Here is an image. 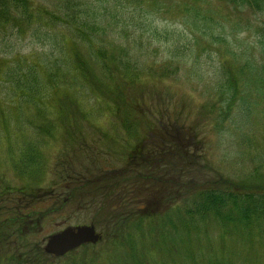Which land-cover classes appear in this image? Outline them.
Segmentation results:
<instances>
[{
    "label": "rangeland",
    "instance_id": "rangeland-1",
    "mask_svg": "<svg viewBox=\"0 0 264 264\" xmlns=\"http://www.w3.org/2000/svg\"><path fill=\"white\" fill-rule=\"evenodd\" d=\"M20 1L27 12L0 0V264H17L20 248L31 249V264H264L260 217L244 225L195 212L183 224V208L205 193L196 184L220 178L226 198L231 189L264 193V59H252L239 82L234 55L257 56L258 43L231 30L228 5L122 0L125 33L98 31L70 46L59 21L48 20L54 1ZM199 8L212 24L226 23L225 45L194 39L186 19ZM144 143L158 165L191 181L117 207L120 170L153 171L139 154ZM9 197L20 204L18 217L7 212ZM128 210L137 215L120 223ZM89 224L96 243L44 254L48 236Z\"/></svg>",
    "mask_w": 264,
    "mask_h": 264
},
{
    "label": "trees",
    "instance_id": "trees-1",
    "mask_svg": "<svg viewBox=\"0 0 264 264\" xmlns=\"http://www.w3.org/2000/svg\"><path fill=\"white\" fill-rule=\"evenodd\" d=\"M5 1L8 2L6 3L7 8H12L14 12L19 13V11L17 10L19 9V6H21L20 0H11V3H9V0ZM52 1H54L56 4V8H53V11L56 12V16H50L48 20L59 21V25L63 27V32H61V34L64 39L68 37L70 46H75L77 42L84 41L86 37H88V34L92 35L98 33V31L104 33L109 31L110 33L116 32L117 35H119V33H125L126 30H128L125 19L123 17L125 16L126 8L122 5V0ZM220 1L228 5L229 15L235 17L234 22L229 26L231 30H244L248 33L249 36L253 37V42L258 43L257 56L246 54V50H241L234 55V58L240 59L241 61L237 66V74H239V82L242 83L245 79L244 75L250 72L252 69V59H258L259 57L264 59V0ZM21 9L23 13L27 12L26 5H22ZM242 13H249L254 16V19L248 18L244 21L237 20V16L241 15ZM199 14L201 15V17H198ZM207 18L208 17L202 15V8L197 9L194 13H190L187 17L186 20L191 24L192 29L198 33V36L194 37V39L199 40L200 38H205L210 43L218 42L221 45H225L227 43V38L223 35V32L226 30V23L224 21L216 20V24H212L211 22L206 20ZM47 24L53 25V22H47ZM45 35L48 36V34ZM49 36L52 40V43L57 44L59 42L58 33H54ZM246 44L254 43L246 42ZM247 49H250V46ZM121 63L122 62L119 60L120 65ZM254 81L258 83L260 82V79L255 76ZM249 82L250 81L248 80V83ZM226 88L227 84L225 82L221 83L217 87L218 93H225ZM251 103L254 104L255 101ZM171 137L172 139H175L174 135ZM175 143H177L176 140ZM144 145V149L139 151V154L141 155L142 160L145 164L151 165L153 167V171H140L139 173L134 172L135 174H130L131 168H129L128 166L122 168L119 172V181L117 182L118 186L120 187V189L117 191V193H119L116 194L118 197V203H116L117 207H120V204L122 206L128 205L131 197H134V199H136L137 193H139V195H143L145 191H154L162 194L165 192L164 190H168L167 188L170 185H173L175 187L176 185H178L179 188L175 189L181 190V188L184 189L186 186H188V183L191 181L190 179H187L186 176L188 175L184 170L178 171L179 173H182L181 175L174 176L176 174H171V169L169 166L161 164L158 165V163L152 156L154 152L146 148V143H144ZM173 152L175 153V150H173ZM170 158L172 159V155H170ZM180 158L181 157L173 160L177 163L180 161ZM159 166L161 167V169L159 168ZM68 175L70 178L72 177L70 174ZM146 176H152V178L147 182ZM131 178H134L133 181H130ZM183 178H185V180H182ZM106 182L108 181H105L104 183ZM223 184L226 183H223L220 178L213 179L210 182H205L203 184L201 183L200 185L204 186L201 189L199 188L200 185L196 184V190H205V193L203 192V194H201V192H199V200L193 201L189 207L183 208L184 225L187 224L185 222H187L189 218H194L193 216L195 212H197L198 214H205L206 212H208L209 214L222 217L226 220L230 219V221L232 222L238 221L235 222L236 224L244 225H249L253 217H260L264 220V193L261 192L259 188L251 187L247 190L231 189L229 193H231L233 196L230 198H226L227 192L225 193V191L223 190L228 189H225V187L221 188V185ZM191 187L194 188V185L192 183ZM79 188L82 189L83 187L74 186V190H79ZM90 188L91 186H89V189ZM232 190L237 191L233 192ZM8 200L10 203V208L9 210L6 209L8 210L7 212L10 213L12 217H18V212H21L20 209H18L20 207L19 202L10 197L8 198ZM259 201H263V203H259ZM136 215V212H131L130 210L125 211L124 213H121L119 215L120 223H125L127 222V220L133 218ZM5 218H7V215L5 216ZM8 240L14 241V237L12 235L8 236ZM22 251L23 250H21L20 248L16 256L18 260L15 262H17V264H25L26 262L23 261L22 258L26 256L27 264H31L33 260H35V257H33V254L31 253V249L28 250L27 248L25 249V252Z\"/></svg>",
    "mask_w": 264,
    "mask_h": 264
},
{
    "label": "water",
    "instance_id": "water-1",
    "mask_svg": "<svg viewBox=\"0 0 264 264\" xmlns=\"http://www.w3.org/2000/svg\"><path fill=\"white\" fill-rule=\"evenodd\" d=\"M99 239L100 234L92 224L68 226L48 236L43 249L46 253L58 257L82 244L95 243Z\"/></svg>",
    "mask_w": 264,
    "mask_h": 264
}]
</instances>
